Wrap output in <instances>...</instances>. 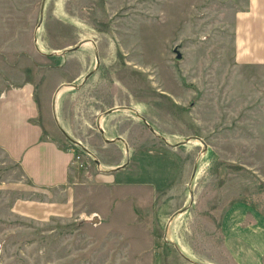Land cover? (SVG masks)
Segmentation results:
<instances>
[{"label":"rangeland","instance_id":"obj_1","mask_svg":"<svg viewBox=\"0 0 264 264\" xmlns=\"http://www.w3.org/2000/svg\"><path fill=\"white\" fill-rule=\"evenodd\" d=\"M244 4L0 0V95L76 109L43 122L78 168L40 189L0 147V264H264V39L237 38Z\"/></svg>","mask_w":264,"mask_h":264},{"label":"crops","instance_id":"obj_2","mask_svg":"<svg viewBox=\"0 0 264 264\" xmlns=\"http://www.w3.org/2000/svg\"><path fill=\"white\" fill-rule=\"evenodd\" d=\"M235 32L237 38L256 41L264 39V0H245L244 7L236 11ZM260 46V51L264 52L263 40ZM2 93L0 147L19 164L24 176L37 188L51 189L73 183L78 175V168L72 162V150L62 144L54 129L49 128L43 120L47 117L45 109L50 117L55 116L56 119L59 117L62 120L63 117L67 119L69 111L76 113V109L70 108L68 111L65 104L60 108L61 101H57L56 104L55 100L45 106V100L39 96L37 100L32 101L29 97L31 95L25 93L15 94L12 91ZM75 106L73 104L71 107ZM61 132L71 137L66 129H61ZM69 140L73 145L80 142L73 137ZM43 206L50 208V203ZM246 259L249 264H259L254 253L242 257V263Z\"/></svg>","mask_w":264,"mask_h":264},{"label":"water","instance_id":"obj_3","mask_svg":"<svg viewBox=\"0 0 264 264\" xmlns=\"http://www.w3.org/2000/svg\"><path fill=\"white\" fill-rule=\"evenodd\" d=\"M73 49H75V47H74ZM176 58H177V59L180 58V54H179V53L176 54ZM123 166H124V165H123ZM123 166H121V167H123ZM121 167H118V168H121ZM118 168H116V169H118ZM116 169H115V170H116Z\"/></svg>","mask_w":264,"mask_h":264}]
</instances>
